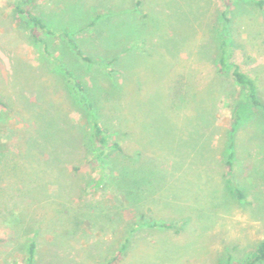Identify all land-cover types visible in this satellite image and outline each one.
Here are the masks:
<instances>
[{
  "label": "rangeland",
  "instance_id": "rangeland-1",
  "mask_svg": "<svg viewBox=\"0 0 264 264\" xmlns=\"http://www.w3.org/2000/svg\"><path fill=\"white\" fill-rule=\"evenodd\" d=\"M14 2L0 0V94L10 105L0 106V158L22 171L7 167L0 178V264L23 260L22 239L7 231L11 211L20 212L26 230H37L36 264H105L126 237L119 264H226L250 256L264 242V114L246 111L231 133L234 106L243 95L217 74L224 4L33 0L25 7L56 31L40 36L48 51L64 53V62L93 91L100 124L118 134L112 139L125 155L141 154L136 165L125 162L141 170L140 189L128 198L111 183L84 196L77 192V185L98 174L77 151L88 128L84 109L62 78L50 73L43 47L30 38ZM229 6L235 62L257 78L264 101V7L250 0H232ZM69 39L92 62L108 63L124 85V92L111 94L118 110L108 100L104 71L80 61ZM124 115L131 118L136 142L125 135ZM50 117L59 137L45 142L39 154L27 141ZM231 144L235 158L228 184L224 163Z\"/></svg>",
  "mask_w": 264,
  "mask_h": 264
},
{
  "label": "trees",
  "instance_id": "trees-1",
  "mask_svg": "<svg viewBox=\"0 0 264 264\" xmlns=\"http://www.w3.org/2000/svg\"><path fill=\"white\" fill-rule=\"evenodd\" d=\"M33 0H15L13 5L14 13L20 18V20L29 27V34L32 41L36 44H39L43 47V54L48 60L50 73L58 75L62 78L64 88L70 92L71 97L74 102L78 105H81L84 109V116L87 125V132L82 136V142L79 145V149L77 151L81 152L85 157H88V163L93 164L97 168V178L92 179L89 182H86L82 187L77 185V192L79 194L87 195L91 190H97L99 188L107 187V185L114 184L116 189L120 190V193L124 194L128 198L136 197L138 190L140 189V169L136 167H132L137 164V159L141 154H136V156L132 157L129 155H125L123 153V149L120 146L119 141L113 140V136H117L118 134L110 133L106 128H104L98 119V104L97 99L93 98V91H87L84 87L82 81L74 75L73 70L68 67V65L62 59L64 53L58 51V53L54 54L52 51H48L49 43L46 37H53L56 34V31L47 26L38 16L29 12L25 9L26 6H29ZM225 9L221 12V23L220 27L217 29V47L218 53L216 58V66H217V74L221 77H225L224 79H229L235 86L239 87L242 95L243 101L234 106V115L235 122L231 127V133H233L236 129V125L240 121H242L245 112L251 109H257L264 114V101L262 100V90H260V85L258 84V80L256 77L250 76L249 74L243 72L239 65L235 62L234 57V46L229 37V8L230 2L232 0H220ZM250 2L258 8L264 7V0H250ZM97 17V19H99ZM96 21V20H95ZM95 21L91 23L96 24ZM64 31V30H63ZM40 34L43 36L41 37ZM63 37L68 36V31H64L62 33ZM69 47L71 48L74 55L83 63L87 65V67L91 70L94 66H96L97 70L104 71L103 76L107 78L110 82V90L106 92V94L110 97L108 100L112 99L111 96L113 91H116L117 94L124 92V85L122 83H118L114 78V71L108 70V63H94L87 56L82 55V53L76 48L73 42L69 39L66 41ZM114 94V93H113ZM3 95L0 94V106L6 110L10 109V105L2 100ZM3 98H5L3 96ZM115 104V109L118 110L120 103H118V99H112ZM127 107V104L125 105ZM131 106V105H128ZM130 116V114H129ZM128 115L122 116V124L121 126L126 130L125 135L131 137L134 142L135 132L131 128L129 123ZM133 117V116H132ZM56 120L54 118L47 119L46 128H41L36 125L33 135L31 137L29 135L28 145L33 150L36 148L39 149V154L42 153V145L45 142H51L59 137V132L56 127ZM82 128H78V133L81 134ZM31 156V155H30ZM33 156V154H32ZM121 159L120 162H115V159ZM235 154L233 150V144L228 147V152L226 154L224 169L226 171L225 181L228 184H231V172L233 168ZM13 160V159H12ZM129 162V165L126 166L125 162ZM13 162V163H12ZM12 163L13 165H8ZM0 178L1 175L5 172V168L9 167L15 171L19 169L16 163L11 160H7V157L0 158ZM3 167V168H2ZM77 170V169H75ZM150 176V175H149ZM118 192V191H117ZM235 195L239 200L243 199L244 196L242 192L234 188ZM118 193V194H120ZM20 212L11 211V222L9 223L10 229H7L8 233L11 234V238L16 236V238L22 239V254L23 260L21 264H36L38 258V246L36 241L37 230L31 227V229L26 230L24 225L28 223H24L19 215ZM0 217L3 218L4 214L0 210ZM147 225V223H145ZM158 226L163 228H170L171 225L164 223H153L151 227ZM13 235V236H12ZM4 239L0 236V245L3 243ZM128 237H126L122 243V245L118 248L117 252L106 261L105 264H119L122 258L125 255V251L127 248ZM264 261V242L260 243L256 250L248 256L245 260L241 262L235 263L230 260L226 261V264H259Z\"/></svg>",
  "mask_w": 264,
  "mask_h": 264
}]
</instances>
